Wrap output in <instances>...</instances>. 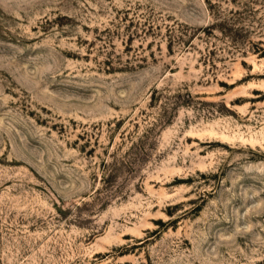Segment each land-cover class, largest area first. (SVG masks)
Listing matches in <instances>:
<instances>
[{
    "label": "rangeland",
    "instance_id": "rangeland-1",
    "mask_svg": "<svg viewBox=\"0 0 264 264\" xmlns=\"http://www.w3.org/2000/svg\"><path fill=\"white\" fill-rule=\"evenodd\" d=\"M0 264H264V0H0Z\"/></svg>",
    "mask_w": 264,
    "mask_h": 264
}]
</instances>
